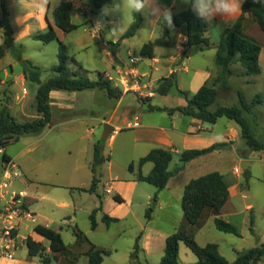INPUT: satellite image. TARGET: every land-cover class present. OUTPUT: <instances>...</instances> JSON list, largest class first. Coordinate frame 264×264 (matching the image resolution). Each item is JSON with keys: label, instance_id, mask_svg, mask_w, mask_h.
Returning a JSON list of instances; mask_svg holds the SVG:
<instances>
[{"label": "crops", "instance_id": "1", "mask_svg": "<svg viewBox=\"0 0 264 264\" xmlns=\"http://www.w3.org/2000/svg\"><path fill=\"white\" fill-rule=\"evenodd\" d=\"M68 1L73 4L72 22L78 26V29L71 33H65L55 24L54 12L61 5L62 0H47L43 13L40 12L43 0H20V6L18 0H6V15H4L0 2V21L5 20L13 32L14 46L10 49L19 51V59L22 62L28 61L21 58V53L27 49L25 43L29 40H36V35L46 33L50 28H53L59 41L66 45L67 51H70L71 48L75 51H83L84 49H89L92 45L99 44L100 48L104 50L110 59V63H106V69H109L110 72L105 71L103 75L105 78H111L113 86L122 90L123 95L121 98L115 99L110 98L104 90H86L94 93L90 97L85 98L84 101L89 102L92 99L94 104L88 109H84L82 107L83 100L73 105H70L68 100H65L66 103L63 100H59L61 106H58L59 104L54 105L52 97L56 92L77 91L60 89L52 91L49 101L52 111L51 122L48 126L50 129L48 134L41 140L52 137L53 141L62 142L63 150L69 157L73 158L69 165H58L55 160H49V158H33L31 168L28 167L25 164V157L34 151L32 147L37 145L39 140L22 145L19 150L13 153L7 147L10 144L14 145L15 142L21 143L24 136H34L35 134L20 136L6 146H0V148H4L5 158L14 160L24 174V177L16 182V188L13 191H22L26 194L28 206L36 215V223L34 225H25L20 231L25 240L16 253L15 258H0V264H45L41 258L33 257L29 254L28 238H32L35 242L43 245L45 255L50 259L49 264H89V253L92 250H101L108 253L104 256L103 264L108 262L117 264L121 257L130 258V264H160L165 254L167 239L181 231L190 233L188 227L190 224L187 222L182 209V199L186 186L193 179L209 173L196 174V176H190L187 179H184V176L190 171L201 173L207 167L204 165L210 158L223 156L229 147L199 157L188 163L183 171L170 179L168 185L162 191H158L153 185L151 188L142 187V184L146 182L138 180L140 173L144 176L149 175L154 168V164L147 163L140 168L138 163L132 162L134 165L133 171L130 170L132 163L128 166L132 176L122 178L113 171V152L107 153L105 147L104 154L109 160L100 170L102 178L96 191L91 193L89 189L92 187L94 180L92 163L95 146L99 140L95 137L96 128L94 126L87 131L91 134V138L89 135H79L81 131L74 126L83 119H73V116L86 113L89 115L85 119L87 122L113 126L117 132L111 134L106 140L105 144H108L109 147H114L122 133L133 131L135 133V142L139 147L143 148L142 157H145L154 149L171 151L174 159L170 165V170H173L180 163V156L183 151L206 149L216 143H227L236 138L240 140L242 138L241 128L236 122L230 120L231 124L226 128L229 131L228 134L217 136L214 134L216 127L225 117L220 118L216 124H212V128H208L206 124L209 123L201 122L181 112L171 114L168 111H153L151 107L164 109L184 107L187 105V100L179 94L180 90L192 97L206 83L213 84L218 78L219 70L216 64L217 47L225 37L226 31L237 26H239L237 29L244 30L248 36L255 39L262 46L259 58L260 73L254 76H247L242 66L237 69V67L232 65L233 73L229 77V84L233 87L235 82H250L248 78L251 79V77L255 78L254 82L256 83L264 81V32L252 16L243 14L245 0L239 14L227 18H215L208 32V37L212 44L210 49L203 50L199 46L188 48L185 26L174 27V30H170L169 36L164 39L165 44L156 48L154 58H145L141 55L144 44L160 39L163 36L162 26L152 29L148 23L150 19H153L151 16L152 8L160 7L163 9L164 7H169L172 12L178 13L191 8L190 5H185L180 0H176L175 6H173L172 0H154V3L151 4L150 0L151 5L148 13L143 15V23L136 36L124 38L125 33L133 25V22L125 26L122 34L116 40L110 41L103 38L104 33L108 28L121 25L123 21L122 11L111 12L107 16L108 27L104 26L98 31L99 26H95V18L97 16L92 10L90 0H87L86 3L85 0ZM114 3H122V0H113L105 6L111 9ZM22 18H24V21H22ZM82 26H84V33L80 32ZM110 42H113L114 45L119 44L115 47V54L112 52L114 47ZM4 43L5 28L0 26V46ZM195 47L199 48L198 52L193 51ZM137 53H139L140 57L136 55ZM132 58L137 59L136 63L131 62ZM207 58L211 60L209 61L210 64L207 63ZM3 59L4 57L0 60V63ZM196 59L199 60V63ZM11 73H13L12 69ZM11 73L5 69V77H11ZM155 73L160 74V78L156 79L157 81L174 77L178 95L181 97L179 106L170 107L158 102V95L143 103L136 101L131 94H127V89L125 90L124 87L128 86L129 81L134 82L136 77L143 76L152 78ZM52 76H54V73ZM19 79L24 82L26 80L25 74H22ZM0 81L4 83L6 80H1L0 78ZM9 83H13V81L10 80ZM186 87L190 90H186ZM218 87L219 85H217ZM17 99L19 100L20 97H17ZM260 105L257 110H259ZM221 106L231 107L238 105L228 104V102L221 100L219 96L210 110L214 112ZM6 108L12 115L11 108ZM157 113L161 115H156ZM137 118L140 120V126L130 128L129 125L136 122ZM62 125L69 127L60 129ZM75 133H77L76 136L79 135L76 139L66 140L64 138L73 136ZM109 140L110 143H108ZM3 159L4 157L0 160V182L4 171ZM214 164L219 165L217 162ZM219 173L225 176L224 172L220 171ZM156 194L158 195V201L154 204L153 199ZM115 196H120L123 202H117ZM9 199L10 195L5 200L0 201V207ZM230 200L231 191L228 202L222 210L223 215L226 214ZM152 206H155V210L151 214V220H148L146 213ZM180 208L182 211H180ZM95 210H98L96 213L97 226L93 229L91 215ZM173 214L176 215L178 220L173 219ZM105 216L118 221L107 225L104 221ZM79 218H82L83 221L82 228L79 226ZM161 220L171 224V227L169 228L165 224H157ZM36 226L55 230L64 240L66 250L58 254L52 252L50 241L34 230ZM129 230L130 232L128 233ZM77 231L82 232L88 241L80 242L76 234ZM70 232H72V236ZM126 236L131 237V242L123 246L124 243L121 240ZM137 245H139L140 249L137 258L134 259L133 254ZM121 250L125 251L122 254L124 256H121ZM183 256L189 263L183 261ZM195 259L180 245V263H196L198 259L196 261Z\"/></svg>", "mask_w": 264, "mask_h": 264}, {"label": "trees", "instance_id": "2", "mask_svg": "<svg viewBox=\"0 0 264 264\" xmlns=\"http://www.w3.org/2000/svg\"><path fill=\"white\" fill-rule=\"evenodd\" d=\"M113 0H90L92 10L98 17L101 8L111 3ZM1 7L6 11V0H0ZM73 4L71 1L62 0L61 5L55 10V24L65 33H71L78 29V26L72 22ZM173 13V23L176 28L185 26L187 36V47L191 48L199 46L203 50L212 47L208 37L210 25L199 18L191 8L181 12ZM243 14H248L253 17L254 21L260 26L264 32V0L254 2V0H246L243 5ZM105 27H108L107 16L103 18ZM143 15L135 14V22L130 29L125 33L124 38H132L136 36L143 23ZM0 26L5 28V43L0 46V60L4 57L6 49L14 46L13 32L5 20L0 21ZM162 26L163 36L155 41H150L142 47L141 55L145 58H154L155 50L165 44L164 39L169 36L170 29ZM239 27V26H237ZM229 29L226 31L225 37L219 43L216 53V64L220 69V74L213 84L206 83L199 91L189 96L188 93L179 91V94L187 100V105L175 109H164L160 107H151L153 111H168L169 113L181 112L184 115L190 116L204 123L216 124L220 118H227L236 122L241 128V137L246 141L248 147L254 152H264V142H259L252 133L251 124L246 115H254L258 106L261 104V96H256L251 103H247L244 97L239 98L240 106H221L216 111L210 110L211 106L219 97V88L229 90V77L232 75L231 66L238 62L245 70V75L254 76L260 73L259 58L262 46L252 37L248 36L244 30ZM35 39L45 44L52 42L59 43L58 65L52 71L54 76L50 77L46 82H41V69L35 66L30 61L23 62L25 67V78L31 82L39 84V90L36 97V106L39 117L33 121L26 123H18L10 114L6 107L0 110V146L4 147L9 142L4 138L18 139L20 136L28 134H40L47 128L51 122L52 111L50 107V95L54 89L82 92L92 89H100L107 92L110 98L119 99L123 95V91L113 86L109 78H105L103 74H99V79L92 81L86 76H79L70 69L69 56L66 45L59 41L53 28H50L46 33H40L35 36ZM112 52L115 54L119 44H113ZM219 85V88H217ZM176 88L174 77L163 78L160 81L157 93L162 96H167ZM106 139H102L95 146L94 160L92 163V171L94 180L89 192L94 193L100 183L102 174L101 168L109 160L105 157ZM229 143H216L206 149L185 150L180 156V163L170 170V165L173 162L174 156L171 151L164 149H154L145 157H142L138 165L143 167L147 163L154 164V168L149 175L144 176L139 174L138 180L155 186L158 191H162L168 185L170 179L185 169V166L193 160L211 154L215 151L229 147ZM1 147V148H2ZM133 163L130 165V170L133 171ZM246 179L249 181L250 172H245ZM230 196L229 186L224 176L219 172H212L197 179H193L185 188L182 199V209L187 222L192 226H201L204 213L210 210L215 216V226L217 230L227 234H233L241 237L238 228L232 223L220 217L222 210L228 202ZM117 202H123L120 196H115ZM158 201L156 194L153 202ZM101 209V208H100ZM98 209V210H100ZM95 210L91 215L92 228L95 229L96 213ZM153 208L148 209L146 217L151 220ZM104 221L107 225L117 222V219H112L105 216ZM254 224V217L251 220ZM37 233L50 241L52 252L58 254L66 250V245L62 237L53 229L43 226H36L34 229ZM252 231H254L252 229ZM78 240L80 242L88 241L85 235L77 231ZM184 243L197 257L198 261L194 264H256L262 261L264 257V245L254 248L239 254L237 260L233 263L229 262L219 251L217 244H207L201 247L196 242L192 234L186 232H178L171 235L166 241L165 254L160 264H182L179 261L180 245ZM27 246L29 254L33 257H39L45 264L50 263V259L45 255V248L41 243L35 242L32 238H28ZM139 245L136 246L133 254L134 259L137 258ZM108 253L101 250H92L89 253V264H103L104 256Z\"/></svg>", "mask_w": 264, "mask_h": 264}, {"label": "rangeland", "instance_id": "3", "mask_svg": "<svg viewBox=\"0 0 264 264\" xmlns=\"http://www.w3.org/2000/svg\"><path fill=\"white\" fill-rule=\"evenodd\" d=\"M80 32H85L84 26H82ZM25 44L27 49L21 53V58L31 61L36 66L40 67L41 82H46L53 74L51 69L58 65L59 43L56 41L49 44H44L40 41L29 40ZM193 51L198 52L199 48L195 47ZM67 52L70 58V68L79 76H86L92 81H96L99 79V74H104L105 71L108 73L110 72L109 69H106V63H110V59L104 50L100 48L99 44H95L94 46L92 45V47L89 49H84L83 51H75L73 48H71L70 51ZM138 54L139 53L136 55L140 57ZM19 57V51L8 48L4 59L0 63V70H2L0 72V78L1 80H6L4 83L0 81V110L3 107H10L13 118L18 123H26L39 117L36 106V97L39 90V84L31 82L28 79H26L24 82L19 79L22 74H25L24 64L19 59ZM198 61L199 60H197V62ZM206 61L209 63L211 60L207 58ZM233 66L237 67V69L241 67L240 63L238 62H235ZM5 69H7L9 73H11V69L13 70L11 77H5ZM219 74L220 69L218 70V75ZM159 75L160 74L155 73L152 75V78H149L148 76V78H145L141 82V92L144 95L153 93V96H142L139 92H136L132 88L134 86L133 81H129L128 86L126 88L124 87V89H127V94H131L136 101L145 103L147 100H150L152 97L154 98L158 95V102L170 107L179 106L181 97L178 95L177 88H174L167 96H162L157 93L161 81L156 80L157 78H160ZM254 79V77H251V79L248 78V81L250 82H235L233 87H231L229 90L220 89L218 87L219 96L221 100L228 102V104H236L238 106L240 105V96L244 97L247 103H251V101L256 96H261V105L259 110H256L254 115H248L247 118L252 126V133L254 137L259 142H264V81L256 83L254 82ZM10 80L13 81V83H9ZM186 88V90H190L188 87ZM24 89H27V94L22 97ZM93 93V91H58L53 95L52 98L54 99V105L59 104L58 106H61L59 100H63L65 103V100H68L70 105L77 104V102L79 103L80 100H83L82 107H84V109H88V107H91L94 104V101L91 99V101L85 102L86 100L84 101V99L90 97L93 95ZM17 97H20V99L18 100ZM220 103L223 104L222 102ZM55 110L57 113V108ZM156 115L161 114L157 113ZM88 117L89 115L86 113L74 115L73 119H83L79 121V123L75 124L74 127L81 131V133L79 132V135H89L91 138V134L87 131L94 126L96 128L95 137L101 141L104 139L105 125L87 122L85 119ZM230 124V120L224 118L217 125L214 134L217 136H222L226 133L228 134L229 131L226 128ZM206 126L208 128L213 127L212 124H206ZM67 127L62 125L60 126V129ZM49 129V127L45 128L38 135L24 136L21 143L15 142L14 145L10 144L7 147L10 149V152L13 153L19 150L22 145L39 140L38 144L32 147L34 148V151L31 154H27L25 157V164L28 167L31 168L33 158H49V160H55L58 165H69L73 161V158L69 157L68 154L63 150L62 142H55V140L53 141L52 137L41 140L45 135L48 134ZM76 135L77 133H75L73 136H67L64 138L66 140L76 139L79 137V135ZM134 136L135 133L133 131H126L121 134L113 148L109 147L108 144H105L107 153L110 154V152H113V171L122 178L132 176V173H130L128 170V166L132 162L137 164L143 154V148L139 147V145L135 142ZM4 140L8 142L13 141V139L8 137H5ZM108 143H110V140ZM227 143L230 145L227 152L223 154V156L219 158L213 157V159L210 158L204 165L207 167L202 170L201 173H194L190 171L184 176V179H187L190 176H196V174H207L220 171L225 173L224 178L231 191V200L227 207L226 214L223 215L221 213L220 217L235 225L241 233V237L235 236L233 234L223 233L217 230L214 223L216 216L210 210H206L204 213L201 226H188L190 229V233L188 234H192L198 245L201 247H204L210 243L217 244L219 246L220 253L229 262L233 263L237 260L239 254L264 245V152L252 151L243 138L240 140L239 138H236ZM2 157L3 155L0 154V160ZM215 161L219 165L214 164L216 163ZM242 162L248 163L247 170L243 169ZM246 171L250 172L249 181L246 179ZM16 182L13 183L10 191H13L16 188ZM142 187L151 188L153 186L151 184L143 183ZM152 208L155 210V206H152ZM180 211H182L181 208ZM252 216L254 217L253 225L251 223ZM173 219H177L176 215H174ZM79 224V226L82 228V218H79ZM157 224H165L169 228L171 227V224L163 222L162 220L158 221ZM252 229L254 231H252ZM129 232L130 230L128 233ZM71 233L72 232H70V235L72 236ZM66 240L68 241V239ZM116 242H118V240H116ZM121 242L124 243H122L123 246L126 245V243L128 245L131 242V237L126 236L121 240ZM181 246L196 258L195 261L197 260L196 255L184 243H182ZM124 252V250H121V256H124L122 255ZM182 258L183 261L189 263V261H187L184 256ZM130 262V258L121 257L117 264H130ZM107 264L112 263L108 262ZM256 264H264V257L262 261Z\"/></svg>", "mask_w": 264, "mask_h": 264}, {"label": "clouds", "instance_id": "4", "mask_svg": "<svg viewBox=\"0 0 264 264\" xmlns=\"http://www.w3.org/2000/svg\"><path fill=\"white\" fill-rule=\"evenodd\" d=\"M87 0H85V3ZM185 5H190L192 11L203 21L212 25L216 17H233L240 13L242 5L245 0H180ZM254 2H260V0H254ZM154 0H151V4ZM173 6H175L176 0H172ZM20 6V0H18ZM47 0H43V4L40 7V12L45 11ZM150 0H122V3H114L113 7L109 9L107 6L101 8L100 14L95 18V26H99L97 29L104 28V17L108 16L113 11H122L123 21L121 25L108 28L104 33V39L114 41L122 34L127 24L135 22V14L145 15L148 13ZM151 16L148 23L152 29L159 28L161 25L166 26L170 30H174L173 13L171 8L154 7L151 10ZM24 21V18H22Z\"/></svg>", "mask_w": 264, "mask_h": 264}, {"label": "built area", "instance_id": "5", "mask_svg": "<svg viewBox=\"0 0 264 264\" xmlns=\"http://www.w3.org/2000/svg\"><path fill=\"white\" fill-rule=\"evenodd\" d=\"M136 61V58L131 59L133 63H136ZM144 79L145 76L136 77L132 88L142 96H153V93L144 95L141 92V82ZM26 94L27 89H24L22 97ZM139 126L140 120L138 118L136 122L129 125L130 128ZM0 154L4 157V171L0 182V201L5 200L10 195V199L0 207V258L14 259L25 240L20 231L25 225H34L36 215L30 210L24 192L10 191L13 183L24 177L20 166L14 160L5 158L4 148H0Z\"/></svg>", "mask_w": 264, "mask_h": 264}, {"label": "water", "instance_id": "6", "mask_svg": "<svg viewBox=\"0 0 264 264\" xmlns=\"http://www.w3.org/2000/svg\"><path fill=\"white\" fill-rule=\"evenodd\" d=\"M114 132H115V128L113 126L109 125V124H106L104 126V139H108L110 137V135L112 133H114ZM242 167H243L244 170H247L248 163L247 162L243 163Z\"/></svg>", "mask_w": 264, "mask_h": 264}]
</instances>
